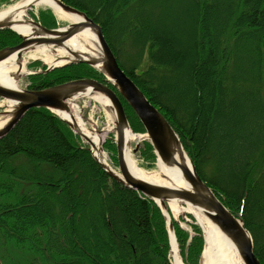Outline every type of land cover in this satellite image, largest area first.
Instances as JSON below:
<instances>
[{"label":"trees","instance_id":"obj_1","mask_svg":"<svg viewBox=\"0 0 264 264\" xmlns=\"http://www.w3.org/2000/svg\"><path fill=\"white\" fill-rule=\"evenodd\" d=\"M62 1L101 26L119 66L173 127L200 178L243 221L264 264V0ZM39 19L56 27L49 13ZM18 43L0 32V50ZM67 69L71 77L38 75L31 88L103 79L83 64ZM120 99L131 129L142 133ZM142 156L154 163L149 143ZM173 224L180 255L198 264L199 228L190 226L188 242ZM0 244L27 264H169L156 204L109 178L45 109L29 110L0 138Z\"/></svg>","mask_w":264,"mask_h":264},{"label":"water","instance_id":"obj_2","mask_svg":"<svg viewBox=\"0 0 264 264\" xmlns=\"http://www.w3.org/2000/svg\"><path fill=\"white\" fill-rule=\"evenodd\" d=\"M42 1L44 0H35L18 10V12H6L0 16V31L10 30L21 38V43L16 47L0 51V62L15 54L21 57L22 53L32 46L52 45L64 48L66 41L73 36L84 29H92L97 35L101 50L100 58L94 60L77 59L70 62V64L81 63L96 69L105 77L106 84L93 79L81 78L39 90H13L0 86V98L15 104L10 113L4 112L2 114L3 116H9V118L0 130V138L5 136L30 109L43 108L49 111L70 113L67 105L68 100L77 96H103L109 101L110 113L112 112L115 117V145L120 174L115 173L104 163L100 155V145L95 146L87 137L83 136L74 121L69 122L62 119L75 135L90 144V152L99 167L116 182L143 194L154 202H158L164 213L166 212L165 204L172 201L180 204L186 203L198 209L221 234L232 241L243 264H261L254 254L252 238L245 229L243 222L235 218L208 185L200 179L192 162L187 158L175 131L160 112L146 99L136 84L118 66L104 38L101 27L87 14L65 4L61 0L48 1L64 14L79 19L78 22L67 26L64 30H48L35 21L19 17L20 13L26 12ZM19 26H29L31 32L23 36L15 30ZM53 68L55 67L49 68L43 73H48ZM107 84L112 85L132 109L145 131L157 159L163 165L169 167L175 165L180 168L184 182L188 185L187 189L159 187L136 179L129 173L125 162L127 147L125 134L130 131V127L119 99ZM176 157L181 162L185 159L188 160L190 169L178 164ZM164 217L167 220L170 232L173 234V226L166 213Z\"/></svg>","mask_w":264,"mask_h":264},{"label":"bare ground","instance_id":"obj_3","mask_svg":"<svg viewBox=\"0 0 264 264\" xmlns=\"http://www.w3.org/2000/svg\"><path fill=\"white\" fill-rule=\"evenodd\" d=\"M33 1L35 0H17V2H15L12 6L0 11V16L5 14L6 12H18V10H21V8H23L24 6L26 7ZM41 9H51L54 16L58 20L63 22H69L72 24L78 22L79 20L77 18L65 15L48 0L40 2L39 4L29 9L27 12L20 13L19 17L28 18L29 12L37 13ZM15 30L25 36L31 29L26 26H19L15 28ZM68 51H70L72 54ZM100 54L101 50L95 31L92 29H84L80 33L73 36L70 40H68L65 43V48H58L54 50L49 46H32L28 48L21 57H18L15 54L8 59L0 62V86L13 90H20L22 82L21 77H25L28 74L27 64L32 61L38 60L44 63L46 66L59 67L76 59L94 60L100 58ZM93 99L103 108H110L109 101L103 96L97 95L94 96ZM14 106V103L6 101H4L2 105H0V107L8 109L7 112H11ZM69 108L71 109L70 113L56 112V114L63 120L75 121L82 135L88 137L89 139H92L95 145L101 144L108 135V131L110 129L104 130L101 134H96L95 131L85 127L81 119L80 112L75 106L72 107L71 105H69ZM114 118V114L112 113V121H114ZM7 120V117L0 118V130L5 126ZM144 138L145 137L142 136V139ZM137 139H141L140 136L133 135L131 132H126L125 141L127 143V147L125 150V162L129 173L134 178L159 187L178 188L181 190L188 188V185L184 182L182 172L178 166L172 165L169 167L163 165L158 160L156 168L151 172H147L139 168L133 161L130 147H128V144ZM103 159L104 162L108 164L105 154H103ZM176 161L178 164H182L187 169H190L188 160L185 159L183 162H181L179 158L176 157ZM167 208L175 218H177L178 216L190 214L193 217L194 221L200 226L204 238V248L200 259V264H243L238 251L232 241L221 234L218 229L214 225H212L207 220L205 215H203L198 209L193 208L189 204H180L175 201L167 203ZM170 257L173 264H184L179 256L178 249L172 235Z\"/></svg>","mask_w":264,"mask_h":264},{"label":"rangeland","instance_id":"obj_4","mask_svg":"<svg viewBox=\"0 0 264 264\" xmlns=\"http://www.w3.org/2000/svg\"><path fill=\"white\" fill-rule=\"evenodd\" d=\"M15 2H17V0H0V11L7 9V7L12 6ZM55 20L56 22V27L58 25V27H65L68 23L67 22H63L58 20L57 18H54V16L50 13V11H47L45 9H41L39 10L37 13L34 12H29L28 15V19H35L37 18L38 21H40L39 19V15H46L48 14ZM41 63H33L32 65L30 64L27 68L28 72H35V71H39V70H43L41 68ZM78 65H73V70H75L77 68ZM71 67V66H70ZM68 67V68H70ZM71 70L67 69V68H58L55 69L53 71L50 72V76H48V78H54V77H71V73H69ZM45 76V75H42ZM36 76L33 77H23L21 79V89L25 88L28 83H31V85L34 84L33 82V78H35ZM3 104V101L0 100V105ZM69 105H71L72 107H76L77 110H79L80 112V116L81 119L85 125L86 128L93 130L96 129L99 132H102L104 130H106L107 128H111L112 122H111V114L110 111L108 109L103 108L101 105H99L97 102H95L94 100L87 98V97H79L75 100H72ZM5 110V108L0 107V112H3ZM95 127V128H94ZM114 138L113 134H108L106 136V138L104 139L103 143H102V148H103V152L106 155L107 161L108 163L111 165V167L113 168L114 171L118 172V166L116 163V151L113 147V150L111 148L112 146V141L111 139ZM142 140H137V141H132L130 144V150H131V155H132V159L135 162V164L139 167V168H151L153 167L154 163L152 164V162H150L148 159H146L144 156H142V152L144 149V143L145 142H141ZM139 143V150L137 153H133V149L135 147V145ZM173 215L171 214V217ZM173 219H175L178 223V225H180L181 229L184 232L187 231H191V229L189 228L188 224H192L194 221L192 219H189L188 217L185 216H178L177 218H175L173 216ZM2 245L0 244V264H27L28 261L30 260L27 257H22L20 252H18L17 250H11V248H7V247H1ZM3 254L7 255V258H11L9 260H2V256ZM181 256V255H180ZM182 258V257H181ZM171 259V257L169 258Z\"/></svg>","mask_w":264,"mask_h":264}]
</instances>
